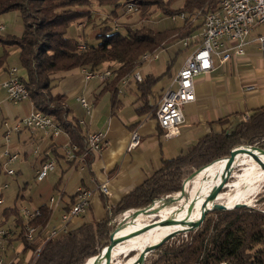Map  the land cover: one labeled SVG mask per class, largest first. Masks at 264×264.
I'll return each instance as SVG.
<instances>
[{
	"label": "trees",
	"instance_id": "trees-1",
	"mask_svg": "<svg viewBox=\"0 0 264 264\" xmlns=\"http://www.w3.org/2000/svg\"><path fill=\"white\" fill-rule=\"evenodd\" d=\"M175 1H180L182 5L175 8ZM219 1L0 0V16L16 11L23 24L20 36H0V47L3 48L0 74L9 70L4 66L6 50L16 47L20 68L25 73L20 81L28 91V101L36 111L52 117L68 136L69 145L76 146L78 152L83 153L86 149V133L79 122L68 118L64 96L52 93L59 82V78L54 76L73 70H111L113 85L135 72L143 54L154 53L161 46L176 39L182 40L198 31L201 16L217 10ZM131 3L137 6L136 12H132L136 17L131 22H121L124 17L130 20L131 13L126 12V7ZM94 8L104 14V21L96 28L97 44L88 47L77 39L67 37L71 25L81 26L83 22L79 21L83 18L87 20L86 25L90 23L91 9L96 10ZM103 9H108V13ZM198 11L200 17L191 23L190 17ZM179 13L186 14L187 20L173 23L171 28L156 31L144 25L155 14L169 19ZM79 46L84 49L79 50ZM157 80L159 78L148 76L137 84L141 108L144 110L156 111L155 102L151 105L150 100ZM240 143L264 150V108L252 112L245 120L227 124L217 133H208L183 154L164 160L157 174L126 194L115 207L110 208L103 197L105 217L102 221L85 223L49 239L44 232L52 214L48 206L38 208L40 216L29 223L25 222L19 208H6L2 211L3 221L11 219L16 229V232L13 231L15 240L20 242L23 253L30 256L23 257L26 263L38 245L44 242L36 258L27 264H85L108 245L112 219L128 210L142 209L163 196L181 191V183L186 177L202 168L203 171L217 162L215 160L228 157L229 150ZM51 148L53 145L49 150ZM53 154L60 156L56 147L53 148ZM91 157L89 155L85 159L86 169ZM46 160L47 157L43 162ZM68 204L66 213L70 212L74 197ZM27 227L34 231L31 244L26 242ZM7 231L10 232V229ZM10 241L7 240L6 249ZM175 241L165 243L156 254L149 255L144 264H264V211L256 207H244L211 212L195 231L186 234L185 239ZM19 262L20 259L16 264ZM129 262L130 259H126L121 264Z\"/></svg>",
	"mask_w": 264,
	"mask_h": 264
},
{
	"label": "crops",
	"instance_id": "crops-1",
	"mask_svg": "<svg viewBox=\"0 0 264 264\" xmlns=\"http://www.w3.org/2000/svg\"><path fill=\"white\" fill-rule=\"evenodd\" d=\"M181 5L180 1L174 2L175 8ZM103 11L108 13L109 10L103 9ZM259 36H264V26H257L251 32L242 57H234L224 65L217 64L211 72L195 78L194 101L183 108L184 123L179 134L171 138H165L163 130L157 125L155 110L152 112V110L147 111L141 108L137 84L131 82L129 76L113 85H111L113 83L112 72L111 76L105 80L85 81L84 70H73L54 76V78H59V82L52 93L64 96L65 106L69 111L68 118L79 123L83 122L80 125L86 134L96 131L105 134L106 145L103 151L91 155L89 167L82 171L68 164L64 158V150L69 146V138L63 131L58 137L51 139L43 136L39 131L22 128L15 132L17 138L13 147L8 146L10 138L5 143L3 122L15 125L28 116L33 107L28 100L15 105L5 102V93L0 88L1 169L3 170L5 165L12 166L21 159L26 162L32 157L35 149L39 152L34 155L35 166L38 169L45 158H48L49 153V156L54 157L57 162L53 170L55 174L51 178L55 180L52 187L53 197H57L59 201L56 205H52L51 218L45 231L58 229L61 226V217L66 215V209L70 205L68 203L78 188L90 191L88 205L85 209V216L83 214L72 217L67 224V229L74 230L88 222L102 221L105 217L103 197L110 208L115 207L126 194L141 187L148 178L157 174L164 160H170L183 154L208 133H217L227 124L240 122L260 107L264 108V48L254 41ZM182 40L176 39L159 49L168 53L171 45ZM190 52L191 48H182L179 51L181 61L174 73L167 69L165 73L162 71L156 76L154 71L160 69L154 63L159 59L153 60L154 62H143L135 69L142 79L148 76L159 78L151 93V105L154 102L157 104L163 91L175 88L173 80ZM7 68L14 67L7 66ZM17 72L20 77H25L24 71L17 70ZM5 74H0V77H6ZM79 98H85L89 102L91 106L89 114H86L78 103ZM225 120L226 123H224ZM134 132L139 137V144L135 148L127 149L130 134ZM52 145L53 148H57L60 156L53 154V148L49 150ZM5 146L10 153L19 156L18 160L11 165H7L2 157V149ZM0 174L4 173L1 171ZM103 184L107 186L108 196H104L98 190ZM41 206L48 205L42 204L38 208ZM54 212H58L57 217H54ZM80 216L84 218L83 220L81 218L82 221L78 218ZM6 223L12 225L11 219ZM9 229L10 245L4 253L0 252V256L5 261H12V264H16L20 258L30 256L28 253H23L20 242L15 240L16 235H13V231L16 232V229L13 225Z\"/></svg>",
	"mask_w": 264,
	"mask_h": 264
},
{
	"label": "built area",
	"instance_id": "built-area-1",
	"mask_svg": "<svg viewBox=\"0 0 264 264\" xmlns=\"http://www.w3.org/2000/svg\"><path fill=\"white\" fill-rule=\"evenodd\" d=\"M137 6L133 3L127 5L126 12H136ZM201 13L198 11L190 17L191 23L199 18ZM170 21L176 23L177 21L185 22L187 20L186 14L179 13L170 16ZM201 23L199 30L191 34L182 41L183 48H191L190 54L185 59L184 64L176 74L173 84L174 89H167L163 91L156 104L155 121L157 125L163 130L165 138L177 136L180 132L181 126L184 123L183 108L194 101V80L201 74H206L214 70L219 65H224L232 58L242 57L244 55V47L248 43V37L251 32L258 27L264 26V0H220L218 8L215 11L206 12L201 16ZM3 32V25H0V34ZM264 48V36H259L254 39ZM79 50H83V46H79ZM157 59L156 52L151 54H143L141 63ZM84 80L92 79L105 80L111 76L110 70L102 71H83ZM6 77H0V88L4 91V101L10 104H19L27 99V89L20 81L16 68L9 69ZM131 82L138 84L142 81L139 73L134 72L129 76ZM126 82V81H125ZM252 89V88H248ZM80 106L86 114L90 113L91 106L85 98L77 99ZM2 111L0 109V118ZM244 120L246 117L243 118ZM79 124H82L80 122ZM9 122H3L5 128L4 141L8 142L11 132H17L22 128H27L34 131H39L38 126V111L34 108L32 112L22 118L17 124L7 128ZM61 128L55 123L54 119L47 116V137L55 139L61 134ZM134 132L130 134V141L127 149L135 148L139 144V137ZM105 134L101 131L88 132L86 134V149L85 152L79 153L76 146H68L65 151L64 158L68 164L77 167L80 171L84 170L85 159L89 155H96L103 151L106 145ZM37 155L39 152L35 149L32 152ZM2 157L7 165L15 163L19 156L8 151L7 147L2 149ZM54 157H50L48 153L49 172H52L56 166ZM7 175H13L14 171L7 170ZM36 180L40 179V166L36 172ZM6 188V186H4ZM106 184L99 186L98 190L104 196H108L109 192L106 189ZM90 191L78 188L74 195V204L70 212L61 217V226L58 229L51 230V237L56 236L60 232H66L67 224L74 216H79L85 213L88 205ZM59 199H50L51 207L56 205ZM2 200L0 199V205ZM19 212L26 223L31 222L40 216L39 209H29L20 207ZM26 242L31 244L34 240V231L27 227ZM10 237V232L0 228V252L4 253L6 250L7 240ZM43 242L38 245L39 253ZM0 264H12V261H5L0 256Z\"/></svg>",
	"mask_w": 264,
	"mask_h": 264
},
{
	"label": "rangeland",
	"instance_id": "rangeland-1",
	"mask_svg": "<svg viewBox=\"0 0 264 264\" xmlns=\"http://www.w3.org/2000/svg\"><path fill=\"white\" fill-rule=\"evenodd\" d=\"M91 10H92L90 14L91 18H89L90 23L88 25H86L87 22L86 18H83L82 20L79 21V22H83L80 23L82 24L81 26H77L73 24L68 28L67 31V37L77 39L81 43L86 44L88 47H92L97 44L96 28L102 23V21H104V18L102 17L104 16V14L98 12L97 9H96L97 11L93 9ZM129 16H130V20L124 17L123 19H121V22L124 23L131 22V20L134 19V17H136V14L131 13ZM0 17H1L0 25L1 23L3 24V30H4L3 33L0 34V36L9 35V36L18 37L21 35L23 30V24L16 11L7 12L1 15ZM179 22L180 21H177V23ZM144 25L150 29L152 28V30L162 31L171 28L173 23L170 21V19L163 17L160 14H155V16L151 18L150 21L144 22ZM182 41L171 45L170 46L171 49L168 50V53L167 51L165 52L164 50L158 49L156 51L157 59H152L145 62V63L152 62L153 60L157 61L159 59L156 63H154V65L160 69L158 71H154V74L156 76H158V74L161 73L162 71H163L162 73H165L167 69H170L171 72L173 71V73L176 71L181 61V56H180L181 53H179V51L183 48ZM6 52H7V56L4 66L14 67L19 71H23L20 68V63L18 61V49L16 47H11L7 49ZM2 55H3V48L0 47V57ZM168 56L170 58H168ZM12 126H13L12 124H9L7 128H10ZM15 134L16 133L12 131L11 137L9 136L10 144L8 146L10 147H13V145L16 142L17 137ZM235 146L238 147V146H252V145L240 143L237 145L235 144ZM235 146H233L231 149H233ZM31 156L32 157L29 158L26 162L22 161L21 159L18 163L13 164L12 166L5 165L3 167L2 173H5L7 172V170L11 169L14 171V175L0 174V199L2 200V204L0 205V225H1L0 228L4 230H7L10 226L12 227L11 224L3 222L2 211L4 209L12 208V207H17V208L26 207L34 210L37 209L38 206L42 204H47L49 207H51V204H49V200L51 199L50 197L54 199L57 198V197H53L54 195L52 194L54 193L52 191L53 190L52 187L55 183V180L52 179L51 177H53L55 171L48 172L47 175L41 181H37L36 172L39 168L36 169L34 154ZM222 159L225 158L223 157L215 161H219ZM257 160L259 159L257 158ZM188 178L186 177L181 183V189L182 186L184 187L186 183L185 181ZM195 178L197 177H194L191 181L186 183L185 190L182 193H180V191L171 193L161 197L158 200H155L156 201V202L154 201L155 204L152 207H150L146 212L137 216V218L135 219L136 221L134 222L133 220H134L135 210H128L122 214H119L114 219H112L111 230L109 231V234L117 227L122 229L125 225L128 227L133 226L134 224H137L139 219H142L143 220L142 222L145 223H148L149 221L152 220L160 219V215L158 213L160 209L169 210L176 206H179L176 202L174 203V200H171L175 198L176 194L180 193L184 195L185 199H188L189 202L193 198L198 199L203 187L193 188L192 185H194L193 183L195 181ZM4 186H6V188H4ZM216 203H222L226 207H231L236 203H242L247 205L248 207L260 208L264 211V171L261 170L259 166H257L255 161H253L251 157L242 156L241 158L238 159L236 166L231 171V178L228 181L227 188L218 195L216 199ZM141 215H145V216L141 217ZM57 216H58V212H54V217ZM83 216H85V214ZM83 216L82 217L80 216L78 218H80V220L82 218L83 220L84 219ZM185 236L186 234L176 237L174 239L176 241L177 240L180 241V239H185ZM174 239L170 241L173 243ZM144 240L145 241L143 242L132 245L129 248V250L132 249L140 250L145 245L146 246L154 245L155 242L159 241V238H155L152 240V238H150L149 235H145ZM158 251H156L155 253H151L150 255L156 254ZM33 253L34 254H32L31 258L27 263H29L32 258L33 259L36 258V255L38 253H36V251ZM126 259L127 258L120 255L117 256L113 261H110L108 264H121ZM27 263L23 258H20L19 264H27Z\"/></svg>",
	"mask_w": 264,
	"mask_h": 264
},
{
	"label": "water",
	"instance_id": "water-1",
	"mask_svg": "<svg viewBox=\"0 0 264 264\" xmlns=\"http://www.w3.org/2000/svg\"><path fill=\"white\" fill-rule=\"evenodd\" d=\"M238 150L244 151L249 157H251V159L253 161H255L257 166H259V168L264 171V164L262 162H260L259 160H257V158L255 157V154H254V151H263L264 152V150L258 149V148L253 147V146H238V147L235 146L233 149L230 150L229 156L224 159L226 161V164H225V170H224L223 177L218 182V184H215L216 186L211 190V192L208 194V196L202 202V204L199 208L200 214H199L197 219L189 220L187 224L180 226V228H177V229L163 235L159 239V241L154 245H151V246L145 245L140 250H137V251L136 250H129V251L125 252L124 254H120V255H122L123 257H125L127 259H130V264H144L146 258L151 253H155L156 251H158L166 242H168V241H170L176 237H179V236H182V235H185L187 233L195 231L200 226V224L204 221L205 217L209 213H211V211L212 212L228 211V210H233V209L238 210V208L248 207L247 205L242 204V203H236L235 205H233L231 207H226L222 203H216V199H217L218 195L221 192H223V190H225L227 188L228 181L231 178V171H232V167H233V163H234V158H236L234 156V154ZM202 169L198 170L197 172H194L185 182L191 181L194 177H196L200 173V171ZM182 192H183V186H182L180 193H182ZM151 205H149L145 208H142V209L135 210L134 217L137 216L138 214L142 213V212L147 211ZM194 206H195V201L190 202V205L186 208L185 213H184V215H182V217L178 218L176 216V217L165 219V220L156 219V220L149 221L148 223L143 224L142 226L136 228L135 230H132V232H130L126 236L120 237V239L115 238L116 231L119 229V227L115 228L111 232V234L109 235L108 245L106 244V246L103 247L97 255L92 257V260L89 264H101L108 256L112 255L113 251L116 248H118L120 245H123L124 243L130 241L131 239L133 240V238L147 233L148 231H150L154 227H159V226H164V225H169V224H176L177 225V224H179V222H185V220L188 219V215H190L191 212L194 210V208H193ZM130 254H133V255L130 256Z\"/></svg>",
	"mask_w": 264,
	"mask_h": 264
},
{
	"label": "bare ground",
	"instance_id": "bare-ground-1",
	"mask_svg": "<svg viewBox=\"0 0 264 264\" xmlns=\"http://www.w3.org/2000/svg\"><path fill=\"white\" fill-rule=\"evenodd\" d=\"M27 99H28V91H27ZM38 126H39V132H41L43 136H47V117L44 116L43 114L39 113V112H38ZM254 154H255V157H257L260 160V162H262L264 164V152L263 151H254ZM234 156L236 158H234V163H233L232 169L236 166V163H237L239 158H241L242 156H248V155L244 151L238 150L235 152ZM225 164H226V161L224 159L219 160V161L215 162L214 164L210 165L209 167L205 168L203 172L201 171L196 176L197 178H195V181L193 183L194 185H192L193 188L203 187V189H202L198 199L193 198L192 200H190V202L195 201V206L193 207L194 210L191 212L190 215H188V219L185 220V222H179V224H177V225L176 224H169V225L154 227L150 231H148L147 233H145L143 235L144 236L149 235L150 238H152V240L155 238L160 239L163 235H165V234H167V233H169V232H171L177 228H180V226L187 224L189 220L197 219L199 214H200L199 208H200L202 202L208 196V194L211 192V190L216 186L215 184H218V182L223 177L224 170H225ZM48 165H49L48 164V158L45 162L40 164V179L41 180L49 172V166ZM171 200H174V203L176 202L179 206H176V207L169 209V210H167V209L161 210L160 209V211H158V213L160 215L161 220L173 218L176 216L178 218L182 217V215H184V213H185L186 208L190 205L189 200L185 199L184 195H182L180 193L176 194L175 198L171 199ZM142 213H144V212H142ZM142 213H140V214H142ZM140 214H138L137 216H139ZM137 216L134 217L133 222L136 221L135 219L137 218ZM144 216L145 215H141V217H144ZM142 221H143L142 219H139L137 224H134L133 226L128 227L125 225L122 229L119 228L116 231L115 238L120 239V237L126 236L127 234L132 232V230H135L136 228L145 224V222H142ZM46 228H48V227H46ZM47 231L48 232L45 234H46L47 239H49V238H51V230L50 231L47 230ZM143 235L135 237V238H133V240L131 239L130 241L124 243L123 245H120L118 248H116L113 251L112 255L108 256L101 264H108L110 261H113L118 255L120 256V254H124L125 252L129 251V248L132 245L145 241ZM156 243L157 242H155V244ZM36 252H38V249L36 250ZM91 260H92V258L88 259L86 261L87 263L86 262L85 263L89 264L91 262ZM128 264H130V262Z\"/></svg>",
	"mask_w": 264,
	"mask_h": 264
}]
</instances>
